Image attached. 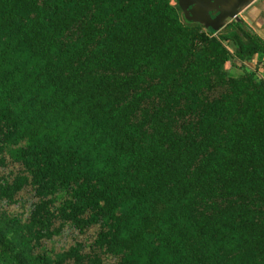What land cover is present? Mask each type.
Instances as JSON below:
<instances>
[{"label": "trees", "instance_id": "trees-1", "mask_svg": "<svg viewBox=\"0 0 264 264\" xmlns=\"http://www.w3.org/2000/svg\"><path fill=\"white\" fill-rule=\"evenodd\" d=\"M260 54L176 0H0V264H264Z\"/></svg>", "mask_w": 264, "mask_h": 264}, {"label": "water", "instance_id": "water-1", "mask_svg": "<svg viewBox=\"0 0 264 264\" xmlns=\"http://www.w3.org/2000/svg\"><path fill=\"white\" fill-rule=\"evenodd\" d=\"M256 0H177L184 18L204 29L220 31L231 19L240 21L239 14Z\"/></svg>", "mask_w": 264, "mask_h": 264}, {"label": "crops", "instance_id": "crops-1", "mask_svg": "<svg viewBox=\"0 0 264 264\" xmlns=\"http://www.w3.org/2000/svg\"><path fill=\"white\" fill-rule=\"evenodd\" d=\"M239 18L248 31L264 40V1H254L239 14ZM258 59L262 63L258 64V72L261 76H264V54H260Z\"/></svg>", "mask_w": 264, "mask_h": 264}, {"label": "rangeland", "instance_id": "rangeland-1", "mask_svg": "<svg viewBox=\"0 0 264 264\" xmlns=\"http://www.w3.org/2000/svg\"><path fill=\"white\" fill-rule=\"evenodd\" d=\"M22 195H20V198L17 199L18 201L16 203L9 207V211L26 215L29 208V195L26 193H22ZM79 238L80 234L77 233L73 228L65 227L57 235H54L51 241L44 239L43 243L47 244L49 248L54 247L58 251L69 244H73V241L79 240Z\"/></svg>", "mask_w": 264, "mask_h": 264}, {"label": "flooded vegetation", "instance_id": "flooded-vegetation-1", "mask_svg": "<svg viewBox=\"0 0 264 264\" xmlns=\"http://www.w3.org/2000/svg\"><path fill=\"white\" fill-rule=\"evenodd\" d=\"M176 2H177V0H176ZM177 5H178V2H177ZM179 7V6H178ZM180 9V8H179ZM180 11H181V9H180ZM181 14H182V16H184V14H183V12L181 11Z\"/></svg>", "mask_w": 264, "mask_h": 264}, {"label": "built area", "instance_id": "built-area-1", "mask_svg": "<svg viewBox=\"0 0 264 264\" xmlns=\"http://www.w3.org/2000/svg\"><path fill=\"white\" fill-rule=\"evenodd\" d=\"M262 1H264V0H262ZM233 20H234V19H231L230 22L233 21Z\"/></svg>", "mask_w": 264, "mask_h": 264}]
</instances>
